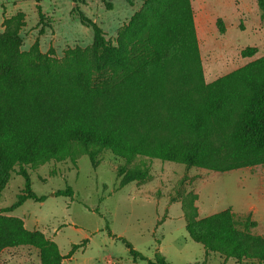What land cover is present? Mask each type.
I'll list each match as a JSON object with an SVG mask.
<instances>
[{
  "label": "trees",
  "instance_id": "obj_1",
  "mask_svg": "<svg viewBox=\"0 0 264 264\" xmlns=\"http://www.w3.org/2000/svg\"><path fill=\"white\" fill-rule=\"evenodd\" d=\"M34 1L41 21L40 0ZM80 1L86 0H71L72 11L92 30V41L68 46L61 57L52 47L43 52L38 37L22 49L26 21L21 11L3 20L0 192L16 166L27 191L3 212L27 199L44 200L30 190L27 169L50 161L76 165L81 156L96 167L105 150L122 160L115 168L118 187L152 179L139 158L215 172L264 165V54L206 82L191 0H139L114 40L80 10ZM102 1L111 8L109 0ZM255 1L264 22V0ZM39 26L38 35L49 27ZM240 53L251 57L256 48ZM186 179L173 185L169 202L180 203L188 236L204 249L198 264H206L211 253L225 260L264 262V236L250 233L248 226L241 229L231 208L198 217L197 194L186 189ZM72 194L70 187L55 192ZM107 234L124 244L134 262L169 264L160 252L152 260L127 239ZM86 243L72 244L62 255L42 231L0 213V252L29 246L38 250L40 264H61Z\"/></svg>",
  "mask_w": 264,
  "mask_h": 264
},
{
  "label": "rangeland",
  "instance_id": "obj_2",
  "mask_svg": "<svg viewBox=\"0 0 264 264\" xmlns=\"http://www.w3.org/2000/svg\"><path fill=\"white\" fill-rule=\"evenodd\" d=\"M109 1L111 8H106L102 0L80 1L78 6L101 26L108 39L114 40L117 28L141 2ZM40 4L41 21L34 0H0V31L4 18L21 11L26 21L21 31L23 44L38 34L41 24L49 25L45 27L48 35L43 39V49L53 40L52 26L59 53L67 46L91 42L92 30L79 22L71 0H40ZM191 4L206 82L264 54V22L255 0H191ZM245 47H255L256 53L243 57L240 52ZM138 160L149 168L152 179L123 187H118L115 175L122 160L107 150L96 167L88 156H81L76 165L69 160L50 161L27 169L30 190L44 200L27 199L14 210L3 212L19 194L27 192L16 166L0 192V213L18 216L28 229L42 231L56 242L63 255L72 244L87 239L86 245L63 264H146L139 259L134 262L124 244L108 231L127 239L152 260L160 252L169 264H198L205 258L204 249L188 236L180 203L169 202L173 185L185 175L186 189L197 194L198 217L231 208L241 229L248 226L250 233L264 236V165L215 172L185 169L184 165L157 159ZM66 187L73 190L72 196L55 195ZM0 264H39L38 250L29 246L6 248L0 252ZM206 264L264 262L225 260L211 253Z\"/></svg>",
  "mask_w": 264,
  "mask_h": 264
},
{
  "label": "crops",
  "instance_id": "obj_3",
  "mask_svg": "<svg viewBox=\"0 0 264 264\" xmlns=\"http://www.w3.org/2000/svg\"><path fill=\"white\" fill-rule=\"evenodd\" d=\"M43 11V10H42ZM23 28H25V27H23ZM22 31V30H21ZM38 31V30H37ZM50 32H53L52 33V38H53V40H52V42L48 45V47H47V49H43L42 48V44H43V39L48 35L47 33H46V30L44 29V33L42 34V35H36L35 37H33V38H31V40L30 41H27V42H25L24 44H22V49H24V50H27L31 45H32V43L34 42V40L38 37V40H39V46H40V49L43 51V52H45V51H47L50 47H52L54 50H55V53H56V55L58 56V57H61L62 56V54H63V50L59 53L58 52V50L57 49H55V42H58L57 41V35L54 33V30H53V26H52V29L50 30ZM32 35V34H31ZM92 41V40H91ZM91 43V42H90ZM89 43V44H90ZM86 45H88V43L86 44ZM86 45H80V46H86ZM71 46H73V45H71ZM68 47V46H67ZM66 47V48H67ZM65 48V49H66ZM31 230H34V229H31ZM35 230H37V229H35ZM50 238V237H49ZM51 239V238H50ZM54 241V240H53ZM59 248V247H58ZM61 253V252H60ZM63 255V254H62ZM72 257V256H71ZM71 257L70 258H65V259H71ZM65 259H63L62 260V263L61 264H63L64 263V261H65ZM39 264H40V261H39Z\"/></svg>",
  "mask_w": 264,
  "mask_h": 264
}]
</instances>
